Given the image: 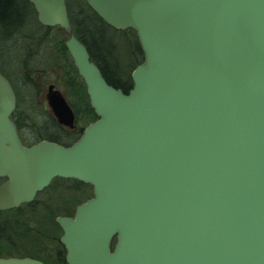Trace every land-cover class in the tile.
Here are the masks:
<instances>
[{"label":"water","instance_id":"water-1","mask_svg":"<svg viewBox=\"0 0 264 264\" xmlns=\"http://www.w3.org/2000/svg\"><path fill=\"white\" fill-rule=\"evenodd\" d=\"M26 1L67 33L97 119L70 146L24 145L0 70V211L72 178L93 195L56 217L67 264H264V0H85L137 36L143 59L127 93L90 60L66 0ZM46 99L73 127L53 84Z\"/></svg>","mask_w":264,"mask_h":264},{"label":"rangeland","instance_id":"rangeland-1","mask_svg":"<svg viewBox=\"0 0 264 264\" xmlns=\"http://www.w3.org/2000/svg\"><path fill=\"white\" fill-rule=\"evenodd\" d=\"M96 25L103 31L106 39H109L111 43L116 44L117 60L122 62L124 67L126 66L127 68L129 59L126 58V55H124L122 50L127 46L125 39H135V35L131 31H125L127 32L125 33L120 32L119 30H113L109 27H105L102 23H96ZM50 35L51 37H48L45 42L46 44H54L56 42L57 36H55L54 33H51ZM93 38L99 39L96 35H94ZM93 38L91 36V39ZM2 49L3 48H1V50ZM43 50V54H38V56L32 55L29 62L34 64V66L38 65L39 62L44 59L46 54L44 48ZM5 52V58L0 57V64L4 74L12 81L19 97V112L20 110L24 111L27 115L28 123L30 124H32L33 121H37L38 125L42 124L43 121H53V116L44 99V93L46 85L55 78L57 72L53 73L47 71L43 75L27 80L23 74L22 67H18V71L15 73V70L8 65L17 63L18 66H21V64L18 63L19 59H17L13 53L10 54L9 50ZM19 52L21 54L22 50L20 49ZM45 57L49 61L53 58L51 55H46ZM58 76L61 82H64L63 84H59L58 88L62 91L65 98L74 109L77 116V126H84L87 124V117H85V112H87V110H82L80 107L82 106L83 101L75 88L73 81L75 79L72 75L70 76L68 74L62 75L58 73ZM66 80L68 81V84ZM70 80L72 82H70ZM32 81H35L36 85H33ZM52 124V129L46 128L47 134L70 136L67 132L60 130L59 127L56 126L57 124L55 121ZM23 128L26 140L28 142H33V140H30V137L32 136L29 135L28 132V134L26 133L27 129L25 127ZM91 194L92 189L88 185H80L72 179H60L55 183L53 182L48 188L40 192L31 204L21 207L17 210L18 212L15 211L16 213H13V215H2V217H0V244H2L0 256L35 255L47 259L51 264H56L54 258L58 254L56 249H58V239L62 232L58 227L57 229H52L55 227V218L61 215H71L74 212L75 207L89 198ZM3 217L6 218L1 220ZM4 247L9 249L4 250Z\"/></svg>","mask_w":264,"mask_h":264},{"label":"trees","instance_id":"trees-1","mask_svg":"<svg viewBox=\"0 0 264 264\" xmlns=\"http://www.w3.org/2000/svg\"><path fill=\"white\" fill-rule=\"evenodd\" d=\"M67 7L69 19L74 33L77 35L79 40L84 45H86V47H88L91 54V59H93V61L99 65L103 73V77L110 85L114 86L115 88L122 89L124 93H127L128 88L130 89L132 87V82L129 79V74L131 72L130 69H133L136 64L142 61V52L140 51L139 45L135 40L136 38L125 39L127 46L122 51L124 52V55H126V58L129 59V64L126 68L122 62L117 60L116 44L111 43L109 39L104 37L103 31L99 28V26L96 25V23H102L105 27L108 26L105 25L101 19H99V17L89 9V7H87L86 3L83 0H68ZM51 33H54V35L57 36L56 42L54 44H46L45 42L48 37H51ZM94 35L98 36L99 39L93 38ZM91 36L93 39H91ZM66 38L67 36L61 28L45 27L39 24L36 19L35 10L28 1L0 0V57L5 58V51L8 50L10 54L13 53L15 57L19 59V62L18 60L17 62L21 64V66H18L17 63L8 65L12 67L13 70H15V73L18 71V67H22L23 74L27 80L43 75L47 71H51L53 73L57 72L53 80H55L59 86V84H63L64 82H61L58 73L62 75H72V77L75 79L73 80L75 88L77 89V92L80 94L83 101V104L80 107L82 110H87V112H85L87 122L92 121L94 119V114L89 105L86 87L83 80L78 75L73 61L64 45ZM42 47L45 49V56L51 55L53 58L49 61L44 56V59L40 61L38 65L34 66V64L29 62L31 59L30 57L32 55L38 56V54H43L44 50ZM1 48L3 49L1 50ZM20 49L22 50L21 54L19 52ZM66 82L68 84L67 80ZM70 82L72 81L70 80ZM32 84L36 85L35 81H32ZM18 109L19 100L15 112H18V116H22L23 121L31 130H29L31 136H36L38 139H40L42 136L47 135L46 128L52 129V123H54V120H48L46 122L43 121L40 125L37 124V121H33V123L31 122L32 124H30L28 123L27 115L24 113V111L20 110L19 112ZM57 180H60V178L54 179L53 182L55 183ZM76 183L84 186V184L80 182ZM21 207L0 212V217L5 214L13 215V213L18 212L17 210ZM5 218L6 217H3L1 220ZM56 225L57 224L55 222V227L52 229H57V227L59 228V226ZM59 245L61 246L58 239V249H56L58 254L54 260L56 264H67L64 260V252L62 253L60 251L61 247ZM1 248L2 244H0V249ZM8 249L9 248L4 247V250ZM32 257L41 259L45 264H51V262H49L47 259L40 256L34 255Z\"/></svg>","mask_w":264,"mask_h":264},{"label":"flooded vegetation","instance_id":"flooded-vegetation-1","mask_svg":"<svg viewBox=\"0 0 264 264\" xmlns=\"http://www.w3.org/2000/svg\"><path fill=\"white\" fill-rule=\"evenodd\" d=\"M136 41H137V38H136ZM137 43H138V41H137ZM139 45V44H138ZM86 46V45H85ZM87 48V50H88V52H89V54H90V51H89V49H88V47H86ZM139 48H140V46H139ZM140 51H141V48H140ZM142 52V51H141ZM90 58H91V54H90ZM92 61H93V59H91ZM97 66H98V68L100 69V67H99V65L95 62V61H93ZM1 65V64H0ZM137 65V64H136ZM135 65V66H136ZM134 66V67H135ZM134 67H133V69H134ZM0 69H1V66H0ZM132 69V70H133ZM2 70V69H1ZM131 70V71H132ZM100 71H101V69H100ZM3 72V71H2ZM101 73H102V71H101ZM103 74V73H102ZM131 72H130V74H129V79L131 80ZM6 76V75H5ZM7 77V76H6ZM8 78V77H7ZM8 80L10 81V83H11V85H12V87H13V90H14V93H15V97H16V107H17V94H16V91H15V87H14V85H13V83H12V81L8 78ZM131 82H132V80H131ZM47 83V82H46ZM51 84H53L54 85V88H56V89H59L58 88V83H56V81L55 80H51V82L50 83H48L47 85H46V89H45V93H44V99H45V101H46V92H47V88H48V86L49 85H51ZM128 90H129V88H128ZM45 107V106H44ZM16 111V108H15V110H14V112H13V114H12V118H13V121L15 122V124H16V127H17V130H18V134H19V136H20V138H21V140H22V142L24 143V144H26V145H30V144H33V143H35L36 141H38V138L36 137V136H32V137H30V140H33V142H28L27 140H26V138L24 137V128L23 127H25L27 130H26V133L28 132L29 133V135H31L30 134V132H29V128H28V126L26 125V123L23 121V119H22V116H18V112L16 113L15 112ZM50 113H51V111H50ZM75 114V113H74ZM18 118V119H17ZM75 118H76V121H77V116L75 115ZM53 120L55 121V118L53 117ZM56 122V121H55ZM90 122V121H89ZM88 122V123H89ZM87 123V124H88ZM56 126L57 127H59V129L60 130H63V131H65V132H67V133H74V134H76L77 133V135H76V137H75V135L74 134H72L71 136H62L61 134H47V135H44V136H42L41 137V139H46V140H49V141H52V142H56V143H59V144H62V145H65V146H68V145H71L77 138H78V136H79V134L81 133V131H82V129L84 128V126H77V124H76V126L74 127V128H67V127H65V126H63V125H60V124H58L57 122H56ZM85 126H86V124H85ZM27 133V134H28ZM74 136V137H73ZM3 180V179H2ZM91 196H92V194H91ZM90 196V197H91ZM69 216H73V213L71 214V215H69ZM60 246V245H59ZM61 247V252L64 254V257H65V250H64V248H63V246L61 245L60 246ZM65 260V259H64Z\"/></svg>","mask_w":264,"mask_h":264}]
</instances>
